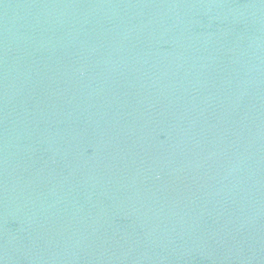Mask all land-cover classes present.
Wrapping results in <instances>:
<instances>
[{"label":"water","instance_id":"95a60500","mask_svg":"<svg viewBox=\"0 0 264 264\" xmlns=\"http://www.w3.org/2000/svg\"><path fill=\"white\" fill-rule=\"evenodd\" d=\"M0 264H264V0H0Z\"/></svg>","mask_w":264,"mask_h":264}]
</instances>
